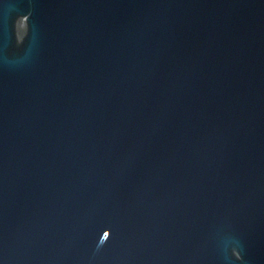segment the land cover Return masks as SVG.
<instances>
[{
    "label": "water",
    "instance_id": "obj_1",
    "mask_svg": "<svg viewBox=\"0 0 264 264\" xmlns=\"http://www.w3.org/2000/svg\"><path fill=\"white\" fill-rule=\"evenodd\" d=\"M0 264H264V0H0Z\"/></svg>",
    "mask_w": 264,
    "mask_h": 264
}]
</instances>
